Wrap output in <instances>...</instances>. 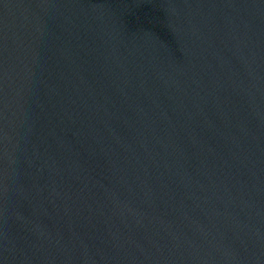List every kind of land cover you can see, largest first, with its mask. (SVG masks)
<instances>
[{"label":"water","instance_id":"water-1","mask_svg":"<svg viewBox=\"0 0 264 264\" xmlns=\"http://www.w3.org/2000/svg\"><path fill=\"white\" fill-rule=\"evenodd\" d=\"M0 264H264V0H0Z\"/></svg>","mask_w":264,"mask_h":264}]
</instances>
